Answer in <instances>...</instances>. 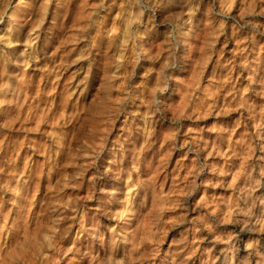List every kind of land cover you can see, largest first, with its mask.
<instances>
[{"label": "rangeland", "instance_id": "rangeland-1", "mask_svg": "<svg viewBox=\"0 0 264 264\" xmlns=\"http://www.w3.org/2000/svg\"><path fill=\"white\" fill-rule=\"evenodd\" d=\"M0 264H264V0H0Z\"/></svg>", "mask_w": 264, "mask_h": 264}]
</instances>
